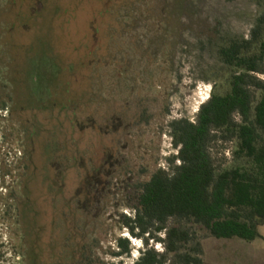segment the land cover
<instances>
[{"label": "rangeland", "instance_id": "1", "mask_svg": "<svg viewBox=\"0 0 264 264\" xmlns=\"http://www.w3.org/2000/svg\"><path fill=\"white\" fill-rule=\"evenodd\" d=\"M258 14L255 0H0V264H132L130 194L177 154L169 123L208 99L216 45ZM233 149L210 144L217 169ZM184 224L203 264H264V225L247 241Z\"/></svg>", "mask_w": 264, "mask_h": 264}, {"label": "trees", "instance_id": "2", "mask_svg": "<svg viewBox=\"0 0 264 264\" xmlns=\"http://www.w3.org/2000/svg\"><path fill=\"white\" fill-rule=\"evenodd\" d=\"M249 35L224 36L216 45V83L194 120L169 123L177 154L136 184L129 196L131 215L120 221L143 242L132 264H203L202 246L184 223L215 238L259 237L264 225V0ZM53 101V98H52ZM55 104V103H50ZM234 143L233 163L217 169L210 144ZM178 161V163H176ZM163 234V237L160 236ZM151 243H160L158 251ZM114 256L129 255L127 237L117 239ZM100 264H124L122 261ZM128 264V263H126Z\"/></svg>", "mask_w": 264, "mask_h": 264}]
</instances>
